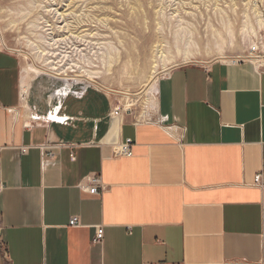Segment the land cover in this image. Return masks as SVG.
Segmentation results:
<instances>
[{"label": "crops", "instance_id": "0c3cea01", "mask_svg": "<svg viewBox=\"0 0 264 264\" xmlns=\"http://www.w3.org/2000/svg\"><path fill=\"white\" fill-rule=\"evenodd\" d=\"M22 69L0 46V264H264V63L173 68L139 118L88 88L45 122Z\"/></svg>", "mask_w": 264, "mask_h": 264}, {"label": "rangeland", "instance_id": "374dc122", "mask_svg": "<svg viewBox=\"0 0 264 264\" xmlns=\"http://www.w3.org/2000/svg\"><path fill=\"white\" fill-rule=\"evenodd\" d=\"M255 45L264 58V0H0V46L31 70L28 82L45 109L34 114L43 118L56 112L61 101L49 95L64 85L46 59L118 105L134 104L139 118L154 104L155 95L147 103L143 90L162 53L171 59L165 67L173 69L222 56L233 62ZM37 48L49 55L40 59ZM41 68L49 75L38 77ZM157 70L160 81L168 71L161 63Z\"/></svg>", "mask_w": 264, "mask_h": 264}, {"label": "bare ground", "instance_id": "6f19581e", "mask_svg": "<svg viewBox=\"0 0 264 264\" xmlns=\"http://www.w3.org/2000/svg\"><path fill=\"white\" fill-rule=\"evenodd\" d=\"M175 1V0H174ZM167 4V3H166ZM21 11V10H20ZM49 11V10H48ZM21 13V12H20ZM84 24V23H83ZM63 28V27H62ZM62 30V29H61ZM71 30V29H70ZM58 34V33H57ZM62 37V36H61ZM79 38V37H78ZM68 39V38H67ZM44 41V40H43ZM56 41V40H55ZM3 42V41H2ZM33 45V44H32ZM55 45V44H54ZM51 46V45H50ZM253 47V46H252ZM251 47V48H252ZM38 49V48H37ZM180 51V50H179ZM46 49H44V51L38 49L37 50V53H39V58L41 59L42 57L46 56L48 53H46ZM51 54V53H50ZM249 54H250V58L251 61L250 62H253L257 65H261L264 63V58L262 57H259L258 54H253L250 52V49H249ZM49 55V54H48ZM52 55V54H51ZM257 55V56H255ZM54 57V56H53ZM185 60H189L191 58V56L188 54V53H185V56H184ZM221 60H225L227 61V58H225L224 56H222L220 58ZM68 60V59H67ZM171 59L168 58L167 55H164L163 53L161 54V56L159 57V60L158 61H155V64L153 66V73L151 72L152 76H151V79L148 80L149 83L146 85V88L143 90V93L144 95L146 96L147 99H145V101H147V103L149 101H151L150 99V96L152 95H156V92H157V84H158V70H157V67H158V64H162L164 66V70L163 72H169V70L171 68H167L165 66H167V64L170 62ZM47 64H50V66H48L49 69H51V71L54 72V74L58 77V76H62L63 75V78L60 79L64 82V85H63V88H60L58 91H56L55 93H52L49 95V98H53L54 100H57L59 99L60 101H62L65 96H67L68 94H75V95H82L88 88H90V82H82V80H80V77L78 76H69L66 71L64 70H60L59 67L57 66V63L55 61H51V59H46V62ZM56 63V64H55ZM75 64V63H74ZM46 65V64H45ZM63 65V64H62ZM44 66V65H43ZM60 66V65H59ZM79 66V65H78ZM111 66V65H110ZM61 67V66H60ZM43 68V67H42ZM40 69L38 71V77L39 76H43V75H49L47 74V71L46 69ZM82 70V69H81ZM85 70V69H84ZM22 71L24 72V91H25V98L27 96H29V90H30V82H28V80H30V77L32 76V73H31V70L28 68V66L24 65ZM74 71V70H73ZM72 71V72H73ZM79 72V71H78ZM76 73V72H75ZM81 73V72H80ZM85 73V72H84ZM170 73V72H169ZM51 75V74H50ZM167 75V74H166ZM53 76V75H52ZM89 76V75H88ZM55 77V76H54ZM90 78H93V75H90ZM96 78V77H95ZM58 79V78H57ZM88 79V78H87ZM92 81V80H91ZM147 82V81H146ZM159 93V92H158ZM125 99L127 100V102L130 103V101L134 102L135 100H132L131 97H133V95L131 94H128V93H123ZM152 102V101H151ZM145 104V103H144ZM128 106H131L133 107L134 104H128ZM150 106V105H149ZM40 120V118H39Z\"/></svg>", "mask_w": 264, "mask_h": 264}, {"label": "built area", "instance_id": "2783aa9c", "mask_svg": "<svg viewBox=\"0 0 264 264\" xmlns=\"http://www.w3.org/2000/svg\"><path fill=\"white\" fill-rule=\"evenodd\" d=\"M250 52L253 54H258V52H260V49L258 46H254L250 49ZM259 57H261L259 55ZM252 58H250V54L247 55L246 57H239L237 59L233 60V63H243V62H249L251 61ZM73 95V94H72ZM133 107L128 106V105H118L115 108V116H119L120 113H126V114H132L133 113ZM44 119V118H43ZM45 119H50V115L45 118ZM44 119V120H45ZM33 121H40V120H33ZM134 146V141L132 139H126L123 143L117 145L114 150H113V154L115 157H132L133 156V148ZM24 153L27 152V150H23ZM89 183L87 185H79V189L82 191H86L89 194L92 195H98L102 189H101V183H100V179H98L97 177H89L87 178ZM255 185L257 186H263L261 183V177L258 176L255 179ZM3 190V185L0 184V193ZM81 225V221L79 219V217H73L71 218L70 222H69V226L70 227H78ZM104 239V229L102 227H96V233H95V237L93 242L95 244H100L102 243Z\"/></svg>", "mask_w": 264, "mask_h": 264}]
</instances>
